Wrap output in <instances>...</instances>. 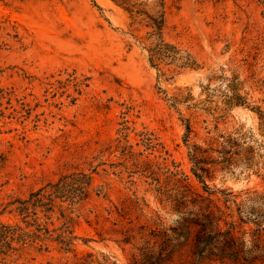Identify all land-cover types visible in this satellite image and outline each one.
Masks as SVG:
<instances>
[{
	"label": "rangeland",
	"instance_id": "374dc122",
	"mask_svg": "<svg viewBox=\"0 0 264 264\" xmlns=\"http://www.w3.org/2000/svg\"><path fill=\"white\" fill-rule=\"evenodd\" d=\"M92 1L0 0V199L95 165V184L109 182L111 198L135 190L155 208L152 179L125 159L126 145L207 194L192 171L197 149L211 197L229 198L236 221L253 211L264 227V0H180L164 36L198 66L159 77L139 44L126 45L128 12ZM73 70L89 77L81 94L68 80ZM149 136L154 149L145 147ZM75 230L71 250L52 247L31 264L88 251L128 261L129 245L101 223L82 220Z\"/></svg>",
	"mask_w": 264,
	"mask_h": 264
},
{
	"label": "trees",
	"instance_id": "16d2710c",
	"mask_svg": "<svg viewBox=\"0 0 264 264\" xmlns=\"http://www.w3.org/2000/svg\"><path fill=\"white\" fill-rule=\"evenodd\" d=\"M112 1L128 12L125 33L132 38L127 41L128 49L139 44L158 77L198 66L190 51L164 36L168 15L180 0ZM69 75L74 90L81 94L89 77L76 75L74 70ZM76 99L72 95L70 101ZM185 128L189 129L188 123ZM146 139L145 147L154 149L157 143L150 136ZM132 146L126 145L122 154L151 177L148 183H152L157 207L151 208L135 190L132 196L111 198L109 182L95 184L97 166L88 170L75 167L24 195L8 193L0 199V264H31L35 254L55 246L71 250L78 238L75 228L82 220L101 223L112 239L129 245L126 264H203L210 259L222 264H264V227L251 219L253 211L236 221L229 211V198L219 203L211 197L214 189L205 181L209 171L199 164L197 149L190 156L192 171L207 194L194 187L181 170L157 165L166 169L162 175L148 158L139 160L136 155L140 152H133ZM252 221L257 227H245ZM60 264L121 263L107 254L88 251Z\"/></svg>",
	"mask_w": 264,
	"mask_h": 264
}]
</instances>
